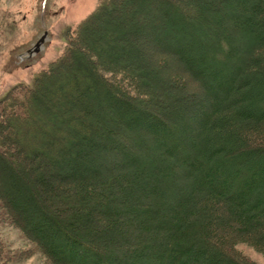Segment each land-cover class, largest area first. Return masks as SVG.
I'll list each match as a JSON object with an SVG mask.
<instances>
[{
  "label": "trees",
  "instance_id": "16d2710c",
  "mask_svg": "<svg viewBox=\"0 0 264 264\" xmlns=\"http://www.w3.org/2000/svg\"><path fill=\"white\" fill-rule=\"evenodd\" d=\"M162 1L163 52L178 55L204 90L197 101L182 100L187 107L181 111L136 109L124 98V83L113 77L115 96L124 100H114L113 89L98 97L105 70L98 75L84 51L109 58L111 45L88 48L91 31L81 35L112 15L114 0H103L77 25L62 55L30 86L13 87L0 98V174L7 177L4 183L0 176V214L37 211L28 230L15 221L58 264H248L232 247L264 245V0H231L229 16L222 0ZM182 1L198 8L199 24L221 27L215 44L206 43L210 53L190 56L179 44L193 27L201 28L186 19ZM230 20L234 31L246 30V53L224 26ZM105 37L115 39L109 32ZM106 99L131 115L109 123ZM54 105L69 117L48 118ZM123 127L137 133L133 143L144 147L145 160L128 150L118 134ZM118 154L121 165L114 160Z\"/></svg>",
  "mask_w": 264,
  "mask_h": 264
},
{
  "label": "rangeland",
  "instance_id": "374dc122",
  "mask_svg": "<svg viewBox=\"0 0 264 264\" xmlns=\"http://www.w3.org/2000/svg\"><path fill=\"white\" fill-rule=\"evenodd\" d=\"M102 1L0 0V98L13 87L30 86L36 76L46 71L49 65L65 51L69 39L75 35L77 25L94 12ZM212 1L216 2L215 0H205L204 3L208 4L212 3ZM164 2L162 0H114L115 10L110 13L112 15L100 17V21L99 19L96 21V23L98 22L97 24L95 22L89 24L84 30L81 38H85L84 35L91 31V40L93 39L88 42V48L102 42L106 43V45H111L109 58L103 57L101 54L92 56L91 51H84L86 54L84 56L95 62L94 69L97 70L98 75L101 74L99 72L102 69L105 70H102L105 74L104 81L102 80L104 85H101V82V84L96 86L100 99L103 100L104 91H109L110 94H113L111 90L113 86H116L110 84L112 77L118 80L120 85L124 83V98H130L132 106L136 109H142L144 106L152 109L165 107L171 111H178L181 106L187 107L183 104V101L191 100V98H193L192 101H197L203 97L202 84L193 79L192 74L187 72L185 64L182 63L179 56L163 52L165 42L161 44L159 40L164 33L163 27L167 24L166 19L162 17V11L166 9L163 7ZM220 2L221 4L225 2L223 13L229 16L233 12L231 0H222ZM198 4L204 5L202 1ZM180 5L187 8L185 11L186 19L192 25L194 24L195 26L196 24L201 26V28L193 27L192 35H189L191 37H185V39L180 40L179 44L185 46V50L190 56L199 57L210 53V50L213 49L208 48L206 43L209 41L210 45L215 44L213 42L215 40L214 36L219 31L220 26L216 23L207 22H200L199 24L198 20L203 18L197 11L198 8L194 7L197 9L195 10L183 1ZM156 7H162V9L159 8L158 10L159 14H155V11H153ZM207 12H210V14H206H209L212 19H216L217 14L215 12ZM223 13H220L221 17H223ZM94 24L96 29L93 30ZM114 26L117 27V30L113 29ZM224 26L230 31L237 47L242 50L245 49L246 53L249 46V37L245 33L246 30L238 29L234 31L231 20L230 22L227 21ZM116 31L120 32L121 37H117ZM44 32H46V36L39 51L36 54L27 56V50L33 47ZM108 32L109 36H115L113 42L111 40L105 42L104 38H106L105 36ZM175 32V37H178L180 31L176 30ZM95 38H98V42L95 41ZM196 38L198 39L196 40ZM188 43H191V45ZM78 58L79 56L76 57V59ZM82 63L86 64L88 61L83 60ZM68 64L70 65L71 62ZM68 69H71V66ZM64 73H66L65 69L61 71V74L64 75ZM115 80L114 83L117 85ZM41 82H44L43 84L47 91L45 96H48L51 90H49L47 80ZM85 83L87 82L85 81ZM106 83L111 86L109 89L104 88L107 85ZM114 91L113 96L118 92L117 90ZM114 98V100L118 101L124 100L123 96H115ZM45 99L46 97L42 98V100ZM108 100L106 99L102 103L106 104ZM112 101L111 99L108 102L110 103L109 107L107 106V110L113 112L110 119H108L109 123L119 118L125 119L126 115H131V112L125 115L119 107L114 109ZM104 107L106 106L104 105ZM60 108L54 105L50 108L51 114H48L47 117L51 119L52 116H59L60 114L67 119L69 116L62 113ZM117 109L118 111L116 112ZM195 109L196 106H193L190 114H193ZM120 133L128 140V143L125 144L129 145L128 150L134 152L140 161L145 160L146 152L144 147L137 148L133 143L137 133L130 132L125 127L118 132V134ZM138 134H141V132ZM131 144H134V146L130 147ZM3 158L6 159V156H3ZM106 160H111V158L109 157ZM114 160L120 165L124 163V159L119 154ZM14 167L17 168L16 166ZM16 171L17 173L15 174L20 176L21 173L18 172V169ZM127 171L133 174L134 168H130ZM121 172L125 173L124 170ZM0 176L1 181L5 183L7 177L2 175V173ZM15 180L11 181V183H15ZM9 207L13 210L10 204ZM20 212L22 214H19L16 210L9 214H6L3 209L1 211L0 264H58L55 258H51L42 252L43 246L41 243L36 242L30 234L22 230L18 225L20 222L28 230V220L30 218L37 220L40 214L34 210ZM15 219L19 222L17 221V223ZM47 241L50 242L49 239ZM263 246L262 244L257 246L248 243H236L230 251L248 264H264ZM74 263L76 262L74 261Z\"/></svg>",
  "mask_w": 264,
  "mask_h": 264
},
{
  "label": "water",
  "instance_id": "95a60500",
  "mask_svg": "<svg viewBox=\"0 0 264 264\" xmlns=\"http://www.w3.org/2000/svg\"><path fill=\"white\" fill-rule=\"evenodd\" d=\"M45 36L46 32L43 33V35L37 40V42L33 45L31 49L27 50V56L36 54L39 51L42 43L44 42Z\"/></svg>",
  "mask_w": 264,
  "mask_h": 264
}]
</instances>
